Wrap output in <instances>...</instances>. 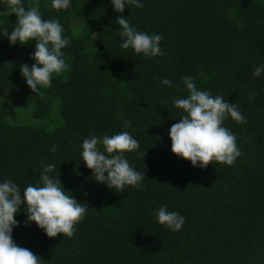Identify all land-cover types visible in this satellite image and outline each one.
Listing matches in <instances>:
<instances>
[{"label": "trees", "instance_id": "trees-1", "mask_svg": "<svg viewBox=\"0 0 264 264\" xmlns=\"http://www.w3.org/2000/svg\"><path fill=\"white\" fill-rule=\"evenodd\" d=\"M4 5L0 0V11ZM40 11L44 19L58 18L69 38L66 69L33 93L19 69L34 62L35 42L10 44L0 36V93L30 102L34 117L57 102L59 123L52 130L11 123L14 111L0 103V181L11 179L23 195L39 181L41 161L54 163L51 175L87 211L69 238L48 237L34 222L25 226L22 210L14 217L21 222L12 233L17 246L38 255L40 264H264V75H252L264 63V0H145L143 8L129 5L123 13L111 0H71L59 11L40 0ZM117 16L159 33L164 55L122 49ZM15 23V14L0 15V28L10 32ZM184 76L246 117V124L224 122L241 150L233 165L194 167L172 153L168 130L182 113L173 101L188 95ZM250 93L257 95L249 99ZM125 120L130 128H122ZM120 131L139 142L125 156L145 173L143 190L127 186L117 193L97 183L82 161L85 138ZM161 204L185 217L180 231L156 222L152 213Z\"/></svg>", "mask_w": 264, "mask_h": 264}, {"label": "clouds", "instance_id": "clouds-1", "mask_svg": "<svg viewBox=\"0 0 264 264\" xmlns=\"http://www.w3.org/2000/svg\"><path fill=\"white\" fill-rule=\"evenodd\" d=\"M70 3L71 0H51V7L67 10ZM144 3L145 0H111L116 13H123L129 5L143 8ZM4 6L0 15L15 14L16 23L10 32L0 28V36L6 37L10 44L35 42L31 53L34 62L31 66L22 64L19 71L32 92L39 94L51 87L52 78L66 69L63 49L69 44V38L64 35V27L58 18H43L40 0H32L28 7L24 0H6ZM115 22L119 25L117 31L122 49L131 48L135 54L142 53L146 58L164 55L159 33L139 31L127 17L117 16ZM252 75L255 78L264 75V63L254 66ZM182 81L188 95L173 101L174 107L182 113L168 130L172 153L189 160L194 167L204 168L210 162L233 165L241 156V150L235 134L224 126V122L231 118L237 124H246V117L223 95L198 89L191 76H184ZM160 83L173 87V81L168 78H162ZM256 95L250 93L249 99ZM5 102L6 96L0 95V103ZM130 127L131 122L125 120L122 128ZM81 148L82 161L91 169L97 183H103L117 193L127 186L143 190L145 173L137 171L125 156L126 152L139 148V142L130 132L120 131L103 137L93 135L83 140ZM50 151L55 153L56 145L53 144ZM41 169L39 181L23 188V195L20 186L11 179L0 181V264H40L38 255L17 246L12 239L13 228L21 223L14 217L22 210L26 216L25 226L34 222L48 237L59 233L71 238L75 225L85 216V204L64 189L58 175H51L57 171V165L41 161ZM152 214L157 223L170 231H180L185 224V217L170 211L166 204H161Z\"/></svg>", "mask_w": 264, "mask_h": 264}, {"label": "rangeland", "instance_id": "rangeland-1", "mask_svg": "<svg viewBox=\"0 0 264 264\" xmlns=\"http://www.w3.org/2000/svg\"><path fill=\"white\" fill-rule=\"evenodd\" d=\"M75 23V25H77ZM0 95L6 96V104L14 111V118H9L11 123H24L34 126H43L48 130H52L59 123L58 106L54 102L50 112L42 117H34L31 115L32 105L30 102L22 101L20 97L12 93L10 90H5Z\"/></svg>", "mask_w": 264, "mask_h": 264}]
</instances>
